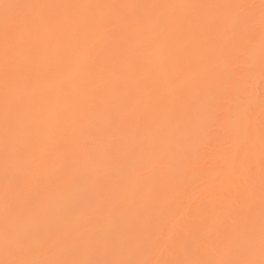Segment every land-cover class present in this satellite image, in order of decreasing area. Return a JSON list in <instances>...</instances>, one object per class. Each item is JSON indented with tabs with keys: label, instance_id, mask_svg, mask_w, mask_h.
Returning <instances> with one entry per match:
<instances>
[{
	"label": "rangeland",
	"instance_id": "1",
	"mask_svg": "<svg viewBox=\"0 0 264 264\" xmlns=\"http://www.w3.org/2000/svg\"><path fill=\"white\" fill-rule=\"evenodd\" d=\"M69 1L0 0V31L4 29L6 16L13 19V24L31 13L36 18L42 16L39 21L53 25L59 18H74L80 10L74 0ZM237 1L242 7L234 10L244 11V19H238L240 13L234 10L235 20L227 21L224 11L212 15L219 16V23L212 17L217 20L212 24L215 35L212 31L207 41L216 44V51L226 53L218 57L214 65L217 70L213 66L215 72H203L208 61L205 63L206 50L197 39L187 42L172 36L166 44L156 39L150 52V61L156 63L145 64L133 78L127 76L124 81L128 83L116 93L117 101L115 95L112 98L106 95V100L97 105L103 116L95 114L91 118V115L90 120L86 116L78 119L79 114L63 117L65 132H73L67 133L71 137L66 140L69 145L53 151L38 144L28 147V137L18 141L16 157L24 155L22 165L15 170L8 168V179L0 181L1 190L8 189V194H14L8 225L0 228V239L4 238L7 244L1 248L0 243V261L136 260L155 264L186 259H244L260 264L264 259L260 248L261 219L258 225L242 221L255 219L254 210L261 212L262 180L254 181L257 172L264 173V9L261 0ZM35 2L64 7L36 10L3 6ZM129 2L109 7L108 16H119L118 26L125 24L129 28L127 24L132 25L141 14L138 7H132L134 4L128 8ZM167 2L162 1L157 10H167L177 3ZM230 10L225 11L228 16ZM150 18L145 26L155 23ZM233 20H238L235 28ZM73 32L75 49L81 50L88 41L85 38L88 33L79 27ZM116 37L111 41L117 47L123 46L125 40ZM86 45L87 49L89 43ZM3 53L4 48L0 47V55ZM167 53L171 55L169 60L164 59ZM121 54L114 57L111 47L97 41L72 61L75 70L81 73L101 59L109 60L106 64L113 67L120 62ZM83 56L95 61L82 66ZM160 64L166 69V79L159 77L164 71ZM65 65L55 71L58 76L67 74L70 67ZM0 66L3 69L4 57ZM176 77L180 86L176 88L182 91L166 82ZM220 82L223 83L214 89ZM42 87L36 89L37 94H42L38 95L41 96L37 97L38 102L46 100L42 98L44 95H54V87L52 90ZM84 96L86 102L98 99L89 92ZM71 98L68 94L64 100L70 103ZM46 151L48 160L54 162L53 168H59V176L46 180V185L40 183L30 188L26 172L33 165L41 167ZM10 162L13 163L9 158ZM179 191L184 198L177 201L198 216L199 225L169 224L177 211L168 203L176 194L180 195ZM228 202L244 207L239 214L235 210L230 212ZM223 212L221 221L215 220ZM239 222L244 225H238ZM249 231L253 237L251 249L229 244L238 232Z\"/></svg>",
	"mask_w": 264,
	"mask_h": 264
},
{
	"label": "bare ground",
	"instance_id": "2",
	"mask_svg": "<svg viewBox=\"0 0 264 264\" xmlns=\"http://www.w3.org/2000/svg\"><path fill=\"white\" fill-rule=\"evenodd\" d=\"M74 1L78 5L80 12L74 18L72 17L66 20L59 18V21L57 23H55L54 25L52 24L53 36L45 46V60L44 62L35 66L34 75L30 80L23 81L19 78V72L24 64L23 57L19 54V51L17 52L11 63L12 66H10L7 84L5 78V69L4 67L2 69V67L0 66V181L8 179V168H11V170H15L20 167V165H22V160H24L25 158L24 155L22 154L21 156H19L17 154L18 156L16 157V152L20 147V145H18L19 140L22 142L24 138L28 137L30 139V141L28 142V147L30 145L33 146L34 144H38V146L44 147V149H51L54 151V149L60 147L63 148L64 145H69L66 143V140L71 139L70 135H72L73 132H65L66 130H64L65 128L63 126L66 122L64 123L63 121L67 117L72 118V116L79 114L78 119L86 116L87 118L89 117L88 119L90 120L91 115V118H94V116L96 117L95 114L103 116V111H101V109H99L97 105H101V103H103V101L106 100L107 96L109 95L110 98H112L113 95L116 96V93L119 92L126 83H128V80L126 82L124 81L127 76L129 78H133V75H136V71H141V68H143L145 64L149 63L148 65L151 66L152 64L154 65L156 63L150 61V52L152 50L151 44L153 42H156V39L163 40L162 43L165 44L166 41L170 40L172 36H179V38H182V40L184 39L187 42L189 39H197L198 42L201 43V47L206 50V52H203L205 56L204 61L205 63L208 61V63L206 64V68L205 70H203V72L206 74L207 72H210L209 70L215 72V70L217 69L214 65L217 63V59L221 58L226 53L222 50L216 51L218 49L216 47V44L209 43L207 41L210 37H212L210 36L213 35L212 31L214 33L215 30V27L212 24L216 23L219 18V16L218 18H216L212 15H214L215 13L217 14V12L219 13L220 11H224V16L228 17L227 21L229 20V18L234 19L236 15L233 13L234 11L237 12V10H234V8L236 9V7L232 8L230 6L237 5L239 2L237 0H174L177 2H175L176 6L172 4L174 7H172L171 5V8L167 10L165 8V11H159V8L157 10V7L152 6L156 5L160 7V4L164 0H129L131 1V3H128V8L132 4H134L135 6H140L138 7V9L139 13L141 14H139L137 18L135 17V22H132V25L127 24L129 28H126L125 24H121L120 26H118L119 22L117 18L119 16H108L111 9L109 7L116 4L121 7L124 5L126 0ZM37 3L43 4V2H35L34 4ZM167 3H169V0ZM192 5H195L197 7H188ZM229 10L231 11V13L229 12L230 16H228V12H225ZM243 12H239L240 15H243ZM240 15H237L239 17L238 19H244V15H241V18ZM28 17L36 18L32 13ZM41 17L42 16H39L36 19L38 20ZM212 17H215L217 20H214ZM148 18L152 19L153 22H155L154 24L152 23L150 25L151 28H149V25H144V23L149 20ZM234 20V25L233 23H231L232 21L230 22V25H233V27L231 26L232 28H235L237 25L236 22H238V20ZM115 22H117L116 26H114ZM217 22L219 23V20ZM78 27L81 30L87 31L88 35L86 34L85 38H87L88 40L86 41L87 43H89L88 47L92 48L97 43V41H100L104 46L108 45L109 48H112V50L114 51V57H117L118 54H121L123 52H128L127 55H125L126 57L121 54V57L119 58L120 62L115 64L113 67H109L108 64H106L109 60L106 59H103V61L101 59L100 61H96V63L87 66L90 61V63H93L95 60L86 59L83 56V59H81L82 57L80 58L82 63H84L82 64V66L86 64L85 66L87 67H85L83 70L81 69V73L76 71L74 68L76 64L73 63L72 59L77 58L79 53H85V51L87 52L90 49L88 47L86 49L87 43L84 45L85 47H82L84 49H75L74 42L76 35L74 34L75 32H73V29ZM3 30L0 31V47L4 48ZM37 30H42V27L38 25L37 29H34V32ZM233 31H235V29ZM114 36H117L116 39L118 38V40L120 41L124 39V45H118L117 47L116 42L111 41ZM166 56L167 55H164V59L169 60L171 55L169 53L168 56ZM1 57H4V55ZM171 60L175 62L174 58ZM210 60L212 61L210 62ZM74 61H76V59ZM62 64L69 65L68 68L70 67V69L66 70V76L64 74L63 77H60V75L58 76L55 71H57L58 67ZM160 67L164 69V71L162 70L159 77H163L166 79V69L161 64ZM120 72L126 73L125 76L123 77L122 75H120ZM106 73H108V75H106ZM117 73H119V75H117ZM206 78L207 80L209 79L208 76ZM137 80L140 79L137 78ZM177 80L178 78L176 77L174 79H168L166 82L176 88L180 87L179 85H177ZM47 82L48 84L50 82L51 85L54 84V86L50 87V84L45 85ZM208 83L210 84L209 81ZM222 83H216L214 89ZM40 84H44V87H42V85L40 86ZM35 85L37 86V88ZM45 86H48V88L50 89L54 87V95L53 93L48 92L50 93V95H47L48 98L46 97V95H44L46 98L42 96V98L47 100V102L46 100H43L46 102L44 104L42 100L38 102L37 97L41 93L37 94V90H40L41 87L45 88ZM176 90L182 91L179 88H176ZM87 92H89L92 96L96 95L98 99H96L95 101L89 100L88 102H86L87 98L84 95ZM68 94H70L72 97L70 103H66L65 101L67 100L65 98L68 97ZM40 97L41 96H39L38 98L40 99ZM115 99V101H117L118 96H116ZM35 102H37V104ZM65 113L70 114V116L65 115ZM99 116L97 117L100 120H103L102 117ZM63 117L66 118L63 120ZM68 121H70V119ZM67 133H70V135H68ZM73 144L71 143L72 146H76V144ZM44 149L41 151H45ZM47 151L44 152L45 154L43 153L44 156H42V159L44 161H42L41 159V162L39 164L41 167H33V165L31 166L32 169H29V171L26 172V182L28 183V187L30 188H32V186L35 187L40 183H44L46 185V180H52L53 178H58L59 176V168H55V166L53 168L54 162L48 160V157H46L48 156ZM257 152L258 150L256 151V153ZM9 158L12 162V158H15L12 164L11 162L8 163ZM47 161H49V163ZM41 164H43V166ZM39 170H42V173H38ZM262 175H264V173L258 174L257 172L255 176L256 180L254 181V183L262 180ZM242 181L245 180L242 179ZM179 193L180 195L176 194L175 199L168 203L170 204V208L175 207V210L177 211L175 212V219L171 220L169 224L199 225L201 221L198 216L190 213V210H186L187 206H184L182 202L177 201L184 198V196H181L180 191ZM13 197V193L11 194L10 192L8 194V189H0V228H2L3 225H8V218H10L9 215L11 211L9 208L10 206L12 207L11 199ZM34 202L35 200L31 201V204ZM242 207H244V205L239 206L234 202L231 204H229L228 202V209L230 212L235 210V212L239 214ZM247 212L250 211L247 210ZM254 213L256 215L255 219L250 220V222H248V220H244L245 222L242 221V223H245L246 225H258V221L261 219L259 218L261 212L258 210H254ZM223 216H225L224 212L221 213V215L215 217V220L221 221ZM233 223L234 225H236L235 221H233ZM240 223L241 222H239L238 225ZM242 223L240 225H244ZM1 235L2 234H0V236ZM0 243L2 244L1 248L7 246L4 238L0 239ZM251 256L252 255H249L248 257L251 258ZM168 258L169 257H165V259Z\"/></svg>",
	"mask_w": 264,
	"mask_h": 264
},
{
	"label": "snow or ice",
	"instance_id": "3",
	"mask_svg": "<svg viewBox=\"0 0 264 264\" xmlns=\"http://www.w3.org/2000/svg\"><path fill=\"white\" fill-rule=\"evenodd\" d=\"M5 8H56L64 7L62 5L48 4H4ZM140 7V6H132ZM152 7H159L153 5ZM188 7H197L195 5ZM230 7H242L240 5H232ZM261 8L264 9V0H261ZM3 39H4V68L6 84L10 65L16 56L17 52L23 57L24 64L19 72V78L23 81L30 80L35 72V66L45 60V46L53 36L52 22L39 21L36 18L23 17L16 20L13 24V19L6 16L3 21ZM43 25L42 30H37L38 25ZM264 129V124H262ZM262 151H264V135H262ZM251 197V192H249ZM230 245H243L249 249L253 246V237L251 232L237 233L229 240ZM260 248L261 254L264 256V175H262V197H261V228H260ZM0 264H152L150 261L136 260H31V259H5L0 261ZM155 264H256L253 260L244 259H224V260H171L157 261ZM260 264H264V259H261Z\"/></svg>",
	"mask_w": 264,
	"mask_h": 264
}]
</instances>
